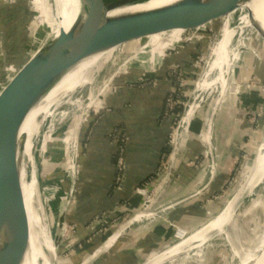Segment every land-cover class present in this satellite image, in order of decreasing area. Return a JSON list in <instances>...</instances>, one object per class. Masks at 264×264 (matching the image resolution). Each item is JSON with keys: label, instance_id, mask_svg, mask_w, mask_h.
<instances>
[{"label": "crops", "instance_id": "1", "mask_svg": "<svg viewBox=\"0 0 264 264\" xmlns=\"http://www.w3.org/2000/svg\"><path fill=\"white\" fill-rule=\"evenodd\" d=\"M31 14L26 0H17L13 5L0 0L1 28L8 46L9 60L16 67L31 58V46L27 47L24 39L21 42L18 40L20 35L31 36ZM175 34L177 36L180 32ZM157 38L158 36L153 42ZM177 46L179 45L143 46L132 58L127 59L123 66L124 71L113 81V88L105 92L99 102L101 110L91 115L82 128L86 145L79 155L75 200L66 214V222L77 225L79 244H83L82 247L76 248L79 253L73 258L74 264H145L155 254L175 242V225L182 228L178 233L181 241L187 236L185 232L189 235L197 232L216 218L229 202H223L222 199L226 193H232L229 183L233 172L245 158L241 150L245 148L247 138L236 140L237 123L233 121L225 126L227 122L222 124L217 118V134L220 137L216 140L215 151L209 158L203 154L204 145L207 144L198 136L186 143L184 151L173 153V172H166L158 190L160 204H170L171 208L149 222L137 223L140 221L137 219L140 217L138 214L135 223L115 231L111 237L117 232L119 234L114 237V244L108 250H103L105 242L93 253H98L97 258L91 253L107 236H95V232L90 229V224L96 216L107 214L108 220H118L123 212L144 210L142 197L134 191L141 184L154 179L161 156H164V149L169 146L172 122L164 117V109L166 96L172 89L167 73L173 66L170 65L172 62L169 63L171 58H166V51ZM188 51L192 52L190 47L182 48L179 55L184 59L188 58ZM123 55L128 57L127 52H121L117 61L121 60ZM117 61L114 58L110 63L115 66ZM126 65L132 66L125 68ZM106 68L110 70L109 67ZM5 80L6 70L0 84H4ZM243 120L240 125L246 132L248 122L244 123ZM201 128L199 124L194 133L200 132ZM115 129L124 131L126 137V181L118 199L113 196L117 176L114 162L117 148L111 136ZM57 143L53 144V152H57L60 146H65L63 140ZM64 150L69 154V149ZM57 154L54 153V156ZM192 161L200 163L190 165ZM144 216L150 219V215ZM116 227L118 228L117 224H112L108 234ZM91 238L92 243H89ZM100 250L102 252H98ZM99 253L106 254L99 256ZM180 261L174 259L167 264H180Z\"/></svg>", "mask_w": 264, "mask_h": 264}, {"label": "rangeland", "instance_id": "2", "mask_svg": "<svg viewBox=\"0 0 264 264\" xmlns=\"http://www.w3.org/2000/svg\"><path fill=\"white\" fill-rule=\"evenodd\" d=\"M146 1L147 0H144L143 2ZM197 1L202 2L204 0ZM16 2L17 0L15 3ZM26 2L29 9L32 11V14L29 17L31 18L30 22L32 24L31 31L32 34L34 33L33 36L31 34V38L28 37L31 40L27 47L31 46L30 49L33 54L32 48L35 49L34 39L37 26L36 23H42L37 32H44L46 37L43 38V40L47 39L48 35L52 34L54 31L53 21H55L56 17V1L43 0V5L45 6L47 13L50 15L49 21L42 20V8L40 10L35 9L33 0H26ZM15 3H12V5ZM246 8L251 9L247 6ZM244 18L245 16L243 17L242 23ZM242 36L241 43L238 45L236 51V58L234 59L235 61L232 66L228 88L226 89L225 96L221 99L222 101L219 102V106L216 107V112L213 111V102L219 98L217 97L218 95L214 91H210L205 95L199 96L198 83L204 76L207 68L214 58L220 35H210L204 39L196 41L195 43L179 45L175 48L167 49L166 51V58H171L169 63L172 62L170 65L177 68L176 71L181 74L180 78L182 76L187 77L186 73L189 74V77H187V79L185 78V81H182L183 86L179 88V91H174L178 94L179 99L176 101L175 98L173 99L172 97L170 106H167L166 108L168 110V114L173 116V118H169L172 122V128L169 134L170 152L166 155L168 156V161L166 162L167 169L165 174L171 167V161L175 148V142H171V139L176 136V133L179 134L176 153H178L179 150L180 153L184 151L186 143L198 136L204 144H210V146L204 145L205 148L203 154H205L206 158H209L210 154L215 151L216 140L220 137V135L218 136L217 134V118L222 124L227 122L225 123L226 125L224 124L225 126L233 121L237 123V126L235 127V129L237 128L236 135H238L235 138L236 140L238 138H240V140L247 138L245 143L246 146L241 150L245 158L241 160V163L233 172L229 183V189L231 187L232 193H229L228 191L229 195H227V193L224 195L222 199L223 202L226 200L230 202L237 196L241 187L245 183L248 176L247 174L250 172L249 169L252 167L258 149L264 141V47L263 44L254 36L250 27L246 28ZM47 41L48 40H45L42 49L44 48V45H46ZM235 42L236 41H234L233 46L236 47ZM187 47H190L193 53H191L188 58L184 59L179 55V53L182 48L185 49ZM141 48H143V46L140 48H127L115 53L113 58L108 61V63L103 65L102 69L94 70L91 73L93 80L90 84H87L85 87L79 88L78 90H71L66 94L68 96L65 100L55 102L50 110V116L58 113V119H56L53 126H50L51 119L47 118L42 126L38 147L36 149L35 161L38 173V190L41 195L40 201L43 203L44 210L39 211L38 214L41 217L44 215V223L50 231L53 242L56 240L58 242L55 261L51 257L54 264H74L73 258L75 254L79 253L75 250V248L83 246V244H79L80 242L77 232L73 235L65 233L64 227L62 230V238L59 236L60 229L62 228V226H60V220L63 216L61 217V215H64L66 219L69 206L75 200V185L78 180L79 168L77 161L79 160L82 148L86 145V138H83L82 128L85 126V123L91 115L97 114V112L101 110L99 102L102 101L105 92L113 88L112 84L114 79L121 75L124 71L123 66L125 65V61L130 57L132 58ZM121 52H127L128 57L123 55L120 57L121 60L117 61V57ZM124 56L126 58H124ZM114 58L115 61H117L115 66L110 63L114 60ZM131 66L132 65H126L125 68H130ZM106 67H109L110 70H107ZM104 68L106 69L104 70ZM102 70L104 71L102 72ZM197 96H199V98L196 100ZM246 99L247 102L245 103L247 104L244 103ZM175 101L176 105L174 104ZM194 102L195 104H198V107L190 125L197 123L196 126H198V124H200V127L202 128L201 131L197 133L192 132L191 127L190 129L187 128L184 130L181 125L188 109L194 104ZM173 104L174 108H172ZM178 105L185 108V112L182 116L178 117V119L183 117L182 120L176 122L178 119H174L177 116L175 108ZM62 113L66 114L64 120L60 117ZM78 120H80V132L78 131L77 138L79 140V151L76 159L71 153V147H75V145H73V136L70 143L65 145L66 147L62 145L60 146V149H57V152H53V144L61 142L65 136L73 132L77 124H79ZM242 120L244 123L246 121L248 122V129H246V132H244L245 129L242 130V125H240L242 124L240 123ZM178 123H181V127L178 126ZM223 130L224 128H222V131ZM245 134H247V136ZM46 136L50 137L46 139L47 141L44 140ZM57 138H60V140ZM65 148L69 149V154L67 151L65 152ZM54 153L58 154L54 156ZM51 157H53V159H50ZM72 162H76L75 167L77 172L75 176L74 174H71L72 172L70 171V169H72ZM197 163L200 162H196L195 165ZM173 164L174 162L172 165ZM160 174L161 172L157 171L154 179L148 182L149 192L145 197H142L143 208L150 209L151 212L159 210L162 206V204H160L161 202L157 201V198L159 197V193L157 191L160 187L161 178L164 177V174ZM38 204L37 200H35L34 206L36 208L38 207ZM148 204L152 205L149 206ZM141 212L142 211H140V213ZM124 215L127 214L123 212L121 217H124ZM144 215L145 214H141L139 219L144 217ZM129 217L130 216H128L125 221L129 219ZM74 226L77 228V225ZM177 227L179 226L177 225ZM112 229L113 233L117 231V227ZM185 234H187V236L189 235L187 232H185ZM92 240L93 238L90 239L89 243H92ZM179 241L180 239L175 237V242L172 245H175ZM99 247L100 246L95 248V250L91 253L93 254ZM263 249L264 183L253 193L250 194L246 191L242 195V198H240L235 206L231 221L228 225H226V228L220 232H215L210 235L201 247L191 248L187 251V253L181 254L182 256L179 255L175 259H177L178 262L182 260L180 261V264H241L244 260H246V258L263 255ZM104 254L106 253H102L99 256H104ZM91 259L93 258L91 257ZM184 259L186 260L185 262H183Z\"/></svg>", "mask_w": 264, "mask_h": 264}, {"label": "water", "instance_id": "3", "mask_svg": "<svg viewBox=\"0 0 264 264\" xmlns=\"http://www.w3.org/2000/svg\"><path fill=\"white\" fill-rule=\"evenodd\" d=\"M143 1L84 0L83 5L87 2L89 7L73 31L61 32L50 46L39 50L0 87V176L5 177H1L0 182L12 186V210L16 218L13 227L18 232V236L11 233L12 229L9 232L0 209V264H24L29 252L25 237L29 238V219L20 169L24 158H19L17 148L21 130L27 118L76 67L95 57L101 58L127 48L195 43L210 35H220L225 26L237 27L242 24L244 16L249 21L250 30L264 47V28L255 19L252 10L246 8L252 0H204L186 9L176 10L186 1L177 0L153 9L116 13L119 9L146 3ZM176 32L180 34L174 35ZM156 36L158 38L153 42ZM0 44L1 83L6 68L12 65L1 23ZM169 171L170 174L173 172V165ZM169 180L166 181L167 185ZM125 181L124 173L123 181L114 191L115 199L123 191ZM157 201H160L159 197ZM61 217L59 236L62 238V230L67 222L64 215ZM19 235L24 239L20 240ZM54 246L57 248V240Z\"/></svg>", "mask_w": 264, "mask_h": 264}, {"label": "bare ground", "instance_id": "4", "mask_svg": "<svg viewBox=\"0 0 264 264\" xmlns=\"http://www.w3.org/2000/svg\"><path fill=\"white\" fill-rule=\"evenodd\" d=\"M55 1L57 6L55 21H53L54 31L52 34L48 35L47 39H45L48 40L46 43V45L48 46H50L57 39L61 32L71 33L74 29V26L77 25L78 22H80L81 18L86 12V9L89 7V4L87 2L83 5L84 0ZM176 1L177 0H147L144 4L128 6L119 9L116 11V13L121 14L124 12H136L147 9H153L174 3ZM33 3L35 5V9L40 10L42 8V20L49 21L50 15L49 13H47L45 6L43 5V0H33ZM196 3H199V1L186 0L182 2L180 6L176 8V10L186 9L195 5ZM247 7L251 8L255 19L260 24H262V27L264 28V0H252V2L247 5ZM36 25L37 26L35 30L34 39L35 49L32 48V57L39 50L42 49V46L45 43V40H43V38L46 37L44 32H37L38 28L42 25V23L39 22L36 23ZM248 27H250V24L246 17L244 18L243 23L235 28H230L229 26L224 27L217 43L214 58L211 61L209 67L207 68L204 76L198 83L199 96L205 95L210 91H214L218 95V100L216 99L213 102V111L215 112L216 107L219 106V102L222 101L221 99L225 96V92L228 88V84L231 78L232 66L235 61L234 59L236 58V51L238 45H240L241 43V38L243 37L242 35ZM234 41H236V47L233 46ZM46 45H44V47ZM114 54L115 53H110L108 55H104L101 58L95 57L76 67L66 77L62 84L51 92V94L42 102L40 107L37 108L27 118L21 130L17 143V148L19 149V158H24L23 163L20 162V169L22 173L24 197L27 206V215L29 219V238L28 236H25L29 246V252L27 254V258L24 264H31V262H33V264H37L38 262L42 261L44 264H52L53 261L51 260V257L53 258V260L56 259V247L54 246L50 231L44 223L45 217L44 215L41 217L38 214L39 211L44 210L43 203L40 201L41 195L38 190V173L35 161L36 149L38 147V141L41 134L42 126L47 120V118L52 119V124L54 120L56 122V119H58L57 113L50 116V110L55 104V102H58L59 100H65V98L68 96L66 94L69 93L71 90H78L79 88H83L87 84H90L93 80L91 73L94 70H100L104 64L108 63V61L113 58ZM199 96L196 97V100L199 98ZM197 107L198 104H195L194 102V104L188 109L186 116L184 117L181 124L184 130H186L188 126H190L191 120L197 110ZM60 117L64 120L66 114H61ZM78 122L79 124H77L75 130L71 132L73 134L70 133L69 135L63 138V143L65 145H68L70 143L72 136L74 138L73 145H75L78 137L80 120H78ZM48 138L50 137L46 136L44 140ZM249 170L250 172L247 174L248 176L246 175L247 178L245 180V183L241 187V190L238 192L237 196L226 205L224 210L216 218L208 222L197 232L188 235L186 238L179 241L175 245L166 248L160 253L155 254L145 264H164L170 262L179 255L187 253V251L191 248L201 247L205 243V241L210 237V235L215 232L222 231L224 227L228 225L233 216L235 206L240 200V198H242V195L246 191H248L250 194L253 193L264 183V141L261 143L254 159V162L252 164V167ZM71 172V174H74L73 170ZM1 177L5 179L4 175H1L0 179ZM3 182H0V209L4 216L3 220L9 228V232L10 229H12L11 233L15 236H18V232L13 227V225L16 224V218L12 210L14 207V200L12 199V186L7 185L5 182ZM35 200H37V202L39 203L37 208L34 206ZM150 213H152L151 210L146 209L145 211L142 210L139 215H147ZM134 219H132L133 222ZM137 219H139V217ZM132 221H130L124 226H129ZM124 226L122 228H124ZM118 234L119 233L117 232L115 236H117ZM115 236L109 238V240L106 241L103 250H108L114 244ZM19 238L20 240L24 239V237L20 235ZM98 252H102V250ZM97 254L98 253H95L93 254V256H96ZM49 260H51V262ZM241 264H264V249L263 255H258V257L253 256L251 258H246V260H244Z\"/></svg>", "mask_w": 264, "mask_h": 264}, {"label": "built area", "instance_id": "5", "mask_svg": "<svg viewBox=\"0 0 264 264\" xmlns=\"http://www.w3.org/2000/svg\"><path fill=\"white\" fill-rule=\"evenodd\" d=\"M3 1L5 3H7V4H12V3H15L16 0H3ZM1 57H2V52H1V44H0V59H1ZM171 69H173V71H176L177 68L176 67H172ZM18 70H19V67H16V66H13V65H11L8 68H6V80H5V83L13 75H15ZM180 76H181V74L178 73V80H179V83H180L179 85L181 87V86H183L182 85V81H185L187 79V77L182 76L180 78ZM2 85L3 84H0V87ZM172 97L173 96L170 95V96H168L166 98L167 104H166V107H165L164 116L166 118H168V119L170 117H171L170 119L173 118V116H170L168 114V110L166 109L167 106H170V104L172 102ZM173 99H174V97H173ZM176 101L174 103L175 105H176ZM174 104H173V107L172 108H174ZM62 114H64V113H62ZM182 115H177L176 118H174V119L176 120V119H178V117H180ZM182 118L176 120V122H178L179 120L181 121ZM54 122H55V120H54ZM54 122L52 124V119H51V125L50 126H53L54 125ZM180 124L178 126H180ZM190 127H191V125L188 126V129H190ZM178 135L179 134L176 133V136L175 137H172V139H171V142H175L174 152H176V150H177V143H178V139H179L178 138ZM111 139H112V142L115 144V146L117 148V152H116V156H117V162H116L117 176H116V181H115V190H117L119 188V185L123 181V176H124L125 168H126V165H125V151H126V137H125V133H123L122 131H120L118 129H115L113 131V133H112ZM185 140H186V138H185ZM169 142H170V140H169ZM208 146H210V144ZM71 148H72L71 149V153L73 154V157L76 159V157L78 155L77 153L79 151V140H78V138L76 140L75 147H71ZM167 157L168 156H166V155L163 156L162 157V160H161V162L159 164L158 171L161 172L160 175H163V174L165 175V171L167 169L166 162L168 161ZM172 163H173V161H171V165H172ZM195 163H196V161L190 162L191 165H195ZM77 164H79V160L77 161ZM75 166H76V162H72L71 168H72V170L74 172V176H75V174L77 172V169H76ZM72 170L70 169V171H72ZM161 180H163V179L161 178ZM148 189H149V185H148V183H146V184H143V185L138 186L135 189L134 193L136 195L140 196V197H145L147 195V193L149 192ZM171 206L172 205H170V204L169 205H166V206L162 205L159 210L154 211V212H152L150 214H147V215H150V219H148V218H146V216H144L137 223L152 221V220L156 219L157 217L161 216L167 210H169L171 208ZM145 210H146V208H144L143 211H145ZM126 214L127 215H124V217L118 218V220H108L109 219V216H107V214L106 215L97 216V217H95L93 219V222L90 224V229H92V231L95 232L94 234L95 235H107V236H105L104 241L102 242L101 246L98 249H100L103 246V244L115 233V232L114 233L112 232V233L108 234L111 231V225L112 224H117L118 225L117 230H119L121 227H123L124 225H126L127 223H129L130 221H132V219H134L136 216H138V214H140V211H134V210H132V211L126 212ZM128 216H130L129 219H127L125 221V219L128 218ZM133 223H135V222L132 221L131 224H133ZM181 229L182 228L180 226L177 227V225H175V233H174V236L177 239L178 238L181 239V237H179L180 235L178 234ZM64 230H65V233H70L71 235H73V234H75L77 232L76 226H74L72 224H68V223L65 225V229ZM75 250H76V248H75Z\"/></svg>", "mask_w": 264, "mask_h": 264}, {"label": "trees", "instance_id": "6", "mask_svg": "<svg viewBox=\"0 0 264 264\" xmlns=\"http://www.w3.org/2000/svg\"><path fill=\"white\" fill-rule=\"evenodd\" d=\"M26 37L27 36H21L20 35V37L18 36V40H20V42L24 39V43H26L27 45L28 44H30V40L31 39H29L28 37H27V39H26ZM188 53H189V55L191 54V53H193V52H191V51H188ZM17 57H18V55H17ZM167 76H168V78H169V80L171 81V86H172V89H173V91H172V89H171V91L167 94V96H166V98L168 97V96H170V95H172L174 98H175V100H178L179 99V96H178V94H176V92H174L175 90H178L179 91V88H180V83H179V80H178V72L177 71H173V70H169L168 71V73H167ZM186 76L187 77H189V74L188 73H186ZM174 92V93H173ZM175 94V95H174ZM165 104H166V102H165ZM184 111H185V108H183L182 106H180V105H178L176 108H175V112H176V114L177 115H182L183 113H184ZM164 112H165V109H164ZM196 124L197 123H193L192 125H191V131H193L194 132V130L196 129ZM199 125V124H198ZM120 130V129H119ZM122 131V130H121ZM123 133H124V131H122ZM196 133H197V131H195ZM82 139V138H81ZM165 151H164V156L165 155H167L168 153H169V151H170V147L169 146H167L165 149H164ZM114 162L116 163L117 162V156H116V154H115V157H114ZM148 181V180H147ZM147 182H145V183H143V184H146ZM143 184H141V185H143Z\"/></svg>", "mask_w": 264, "mask_h": 264}]
</instances>
